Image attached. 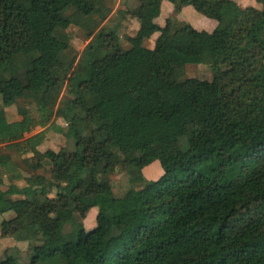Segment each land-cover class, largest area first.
Instances as JSON below:
<instances>
[{"label":"trees","instance_id":"trees-1","mask_svg":"<svg viewBox=\"0 0 264 264\" xmlns=\"http://www.w3.org/2000/svg\"><path fill=\"white\" fill-rule=\"evenodd\" d=\"M107 1L0 0V215L13 213L31 264H264V0L252 22L233 0H138L126 13L140 22L168 2L173 14L192 7L217 26L176 28L169 18L154 26L152 49L140 30L126 50L102 25ZM71 27L91 38L96 58L74 66ZM187 65L210 66L213 79L178 82ZM64 90L68 129L57 130L73 149L41 153L45 131L29 135L48 124ZM20 101L39 120L20 107L9 122L5 110ZM11 152L49 162L51 180L21 173ZM151 155L163 170L155 181L142 174ZM117 166L137 185L120 198L106 178ZM93 186L96 229L83 238L75 217Z\"/></svg>","mask_w":264,"mask_h":264},{"label":"rangeland","instance_id":"rangeland-1","mask_svg":"<svg viewBox=\"0 0 264 264\" xmlns=\"http://www.w3.org/2000/svg\"><path fill=\"white\" fill-rule=\"evenodd\" d=\"M239 6L243 9V17L246 21L252 22L255 20L257 15L261 11V5H259L255 0H236ZM236 2V3H237ZM138 0H108L107 6L110 9V14L106 21L102 24L107 28H115L117 31V35L119 37V47L122 50H126L130 47L127 38L134 37L137 32L140 30L150 35V38L144 42V46L146 48L152 49L154 43L159 35L156 31H154V26H158L160 28L165 26V22L167 19H172L176 28L187 25L196 30H210L207 28L209 23L214 21L209 20L202 15L195 12L192 7H188L191 12H183V14H166V10H163L164 16H160L158 18L152 19L147 18L144 22L138 21L136 18H132L127 15L126 11L137 6ZM174 11V10H173ZM168 13V12H167ZM173 13V12H172ZM204 28H201V27ZM206 28V29H205ZM68 34V44L69 48L67 51V56L74 62V66L78 65L85 57L96 58L98 56L97 51L91 45V38H86V33L76 27H71L67 30ZM10 48L14 53H18L21 51V45L17 37H13L10 42ZM187 79H197V80H207L211 81L213 79V72L208 65H187L185 66L180 73L177 75L176 80L178 82H183ZM70 99L69 94L66 90H64L58 100L57 108L55 109V113L51 120L44 127L36 126L31 135H35L45 131V140L41 146L38 147V151L41 153H45L46 151L52 150L55 152H59L62 149L72 150L73 144L67 140L64 134L59 133L57 129H61L63 132H66L68 129V125L66 122V103ZM1 98H0V106H1ZM26 108L29 110L30 114L34 119L39 120V114L36 111L35 105L30 102L20 101L18 104L7 108L6 116L9 122H15L20 120L18 116V108ZM79 113V110H74ZM12 161L18 167V170L23 173L25 172L28 175H40L44 176L46 179L51 180V165L49 162H44L39 164L36 158L32 155H24L21 156L16 152H11ZM25 161L28 163L29 168H27ZM87 162L89 165H94L97 167V162L95 158H88ZM156 168L158 172L163 174V170L155 158V156L151 155L147 162L143 164L142 171L150 172L152 176H148L145 174V180L150 178V180H156L157 173L155 172ZM99 177L103 178L104 171L101 168L97 169ZM1 174V170H0ZM111 184L112 193L114 197L120 198L124 196V194L130 189L137 188V185L132 183L131 177L128 172L124 171L122 168L117 166L114 173L106 177ZM15 185L19 188L25 186L23 181L16 182ZM9 187V182L6 176H3V189H7ZM56 192L53 190L49 195L50 198L55 197ZM99 191L96 186L90 188L88 193L86 194V198L82 201V203L78 207V215L75 218L78 221H81L84 227V235L83 238H87L91 232L96 229L95 216L97 211V205L99 204ZM14 218L13 213L6 212L0 215V258H4L6 256H14L18 260V264H31V244L28 242H17L14 238L18 227L12 221ZM6 221V226L4 227V232L2 228V223ZM76 223H78L76 221ZM73 228V227H72ZM70 225H66L64 228L65 233H69L72 230ZM87 234V235H86Z\"/></svg>","mask_w":264,"mask_h":264},{"label":"crops","instance_id":"crops-1","mask_svg":"<svg viewBox=\"0 0 264 264\" xmlns=\"http://www.w3.org/2000/svg\"><path fill=\"white\" fill-rule=\"evenodd\" d=\"M233 1H235V2H237L236 0H233ZM238 3V2H237ZM239 4V3H238ZM166 10L165 12H166V14L165 15H167V14H173L172 12H173V10H174V7H173V5L172 4H170V3H168V2H163L162 3V5H161V14H160V16H164V14H163V10ZM168 12V13H167ZM183 12H191L190 11V9L188 8V7H185V8H183L182 10H181V14H183ZM159 16V17H160ZM213 21V20H212ZM216 26H217V24H216V22L214 21V22H212V23H209L208 24V26H207V28L208 29H210V30H208V31H206V30H197V31H205V32H212L215 28H216ZM201 28H204L203 26L201 27ZM206 29V28H205ZM196 30V29H195ZM159 36V35H158ZM158 38V37H157ZM155 172L157 173V178L159 179L163 174H161L160 172H158V169L156 168V170H155ZM142 174H143V176L145 177V174L146 175H148L149 177L150 176H152V175H149V174H151L150 172H146V171H142ZM146 178V177H145ZM158 179H156V180H158ZM147 180L148 181H155V180H150V178H147Z\"/></svg>","mask_w":264,"mask_h":264}]
</instances>
